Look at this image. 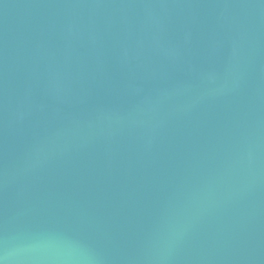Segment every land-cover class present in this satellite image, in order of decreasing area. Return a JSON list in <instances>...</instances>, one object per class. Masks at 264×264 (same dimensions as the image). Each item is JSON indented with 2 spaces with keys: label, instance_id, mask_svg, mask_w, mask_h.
Returning <instances> with one entry per match:
<instances>
[{
  "label": "water",
  "instance_id": "obj_1",
  "mask_svg": "<svg viewBox=\"0 0 264 264\" xmlns=\"http://www.w3.org/2000/svg\"><path fill=\"white\" fill-rule=\"evenodd\" d=\"M0 264H264V0H0Z\"/></svg>",
  "mask_w": 264,
  "mask_h": 264
}]
</instances>
